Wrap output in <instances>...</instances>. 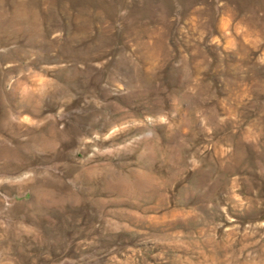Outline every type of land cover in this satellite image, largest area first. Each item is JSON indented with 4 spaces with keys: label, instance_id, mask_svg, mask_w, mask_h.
<instances>
[{
    "label": "rangeland",
    "instance_id": "1",
    "mask_svg": "<svg viewBox=\"0 0 264 264\" xmlns=\"http://www.w3.org/2000/svg\"><path fill=\"white\" fill-rule=\"evenodd\" d=\"M0 264H264V0H0Z\"/></svg>",
    "mask_w": 264,
    "mask_h": 264
}]
</instances>
